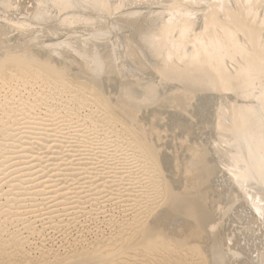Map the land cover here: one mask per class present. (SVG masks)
<instances>
[{
	"label": "bare ground",
	"instance_id": "6f19581e",
	"mask_svg": "<svg viewBox=\"0 0 264 264\" xmlns=\"http://www.w3.org/2000/svg\"><path fill=\"white\" fill-rule=\"evenodd\" d=\"M87 103L119 133L79 119ZM49 143L41 162L34 151ZM17 147L23 162L11 165ZM70 149L87 152L79 168L50 178ZM102 158V171L86 167ZM109 178L126 185L111 201L143 184L128 237L46 247L47 231L83 217L70 212L86 184L102 181L87 191L92 207ZM139 253L264 264V0H0V264H118Z\"/></svg>",
	"mask_w": 264,
	"mask_h": 264
},
{
	"label": "rangeland",
	"instance_id": "374dc122",
	"mask_svg": "<svg viewBox=\"0 0 264 264\" xmlns=\"http://www.w3.org/2000/svg\"><path fill=\"white\" fill-rule=\"evenodd\" d=\"M55 27H57V26H55ZM54 31H50V33H52V34H55V33H53ZM29 88V87H28ZM35 89H33L34 91H36V90H38V88L35 86L34 87ZM32 90V91H33ZM33 91V92H34ZM32 92V93H33ZM52 104V103H51ZM80 110V111H79ZM46 111V108L45 107H41V110L40 111H38V113H39V115H36V118L37 117H39V116H41V115H43L44 114V112ZM91 111H96V107L95 106H93V104H86V106L84 107V108H79L78 109V111H77V114H78V117H79V119H82V118H84V117H86V120H85V123L86 124H88V125H91V120H94V118H92L93 116L94 117H96L97 118V121L100 123L101 122V128L100 129H104V130H107V129H111V130H115L116 132H118L119 133V131L122 129L121 128V126L120 125H111V124H109L108 126L107 125H105V127H103V124H106V122H105V120H104V116L103 115H101V113L99 112V113H93V115H91V116H89V114L91 113ZM62 113H65L64 112V110L62 111ZM35 117V116H34ZM99 119V120H98ZM103 119V120H102ZM90 120V121H89ZM73 122H76V120H72ZM88 122H90V123H88ZM111 125V126H110ZM54 128H55V126H53V128H48V130H49V132L51 133L52 132V130H54ZM48 132V133H49ZM69 134H73L72 132H70ZM111 135H113V134H111ZM68 137H71L72 138V135H70V136H67V138H66V136H65V142L67 141V140H70L71 138H68ZM110 139H113V138H110ZM22 142H24V140H22ZM54 144H51V143H49L48 145H45V147L46 146H48V148L46 147H44V145H43V148L44 149H42V150H40L39 152L37 151V150H35L34 151V153L36 154V156H38V155H40V157H41V162L43 161H45L46 159V157H47V153H49L50 152V147H52ZM111 148V149H110ZM112 148H114V147H109V149H107L108 151V153H107V155L108 156H110L111 154H112ZM125 148V147H124ZM48 151H47V150ZM125 149H128V148H125ZM20 150H21V148H19V147H17L16 148V150H14L13 152V154H15V155H13L12 154V156H11V161L9 162L11 165H14V164H19V163H21V162H23V160H20L21 159V156H22V154L20 153ZM70 150H73V151H71L70 152V154L69 155H67L66 156V158H63V161L62 160H60V161H58V162H56L57 163V165L58 166H55V169H54V172L52 171L51 172V174H50V178H55V174L57 175L59 172V174H61V173H64L66 170H67V168H66V166L68 167H70L71 168V166L73 167L74 166V168H79V163H81L82 161H80L81 159H83L84 157H86L85 155H86V153H83L85 150H82V154H79V153H81V152H77L76 151V149H70ZM110 150V151H109ZM114 150V149H113ZM5 151H8L9 152V149L8 148H6L5 149ZM77 152V153H72V152ZM46 153V154H45ZM71 154H74V155H71ZM79 154V155H78ZM106 155V156H107ZM20 156V157H19ZM82 156H84V157H82ZM112 156V155H111ZM111 156H110V158H111ZM78 157V158H77ZM70 159H71V161H70ZM132 159V158H131ZM15 160V161H14ZM68 160H69V163H68ZM133 160V159H132ZM72 161L74 162V163H72ZM78 161V162H77ZM87 161H89V160H87ZM60 162V163H59ZM122 162H123V160H122ZM122 162H119L118 164H120V163H122ZM62 163V164H61ZM89 163V162H88ZM90 163H91V159H90ZM109 163H111V161L109 160V158H107V159H105V160H103V158H102V162L100 161L99 163H97V164H95L94 166H92L91 164H88L86 167H88V168H97V170L98 171H102V168L103 167H105L106 165L105 164H109ZM66 164V165H65ZM75 164V165H74ZM128 164H129V161H128ZM91 165V166H90ZM121 165V164H120ZM60 166V167H59ZM65 166V167H64ZM75 166H78V167H75ZM22 167V166H21ZM61 168V169H60ZM60 169V170H59ZM59 171V172H58ZM78 171V173H80V172H82V171H80V170H77ZM22 172V171H21ZM57 172V173H56ZM89 172H91V173H93L94 172V170L93 169H90L89 170ZM132 172H134V173H136L135 171H132ZM53 173V174H52ZM77 173V174H78ZM21 174H24V172H22ZM20 173H19V175H21ZM66 174V173H65ZM80 175H82V174H80ZM80 175H77V176H75V177H77V179H79V178H81V177H83V176H85V175H82V176H80ZM119 175H121V177L123 176V178H126V176H128L127 174H125V173H120ZM140 176V175H139ZM110 179V180H109ZM109 179H107V180H105V182L106 183H109V182H111V178H109ZM52 180V179H51ZM77 181V180H76ZM87 181H89V179L87 180ZM91 181V180H90ZM97 182V183H96ZM72 183V184H71ZM74 182L73 181H71L69 184H71V185H69L68 187L69 188H74V187H77V185L76 184H73ZM91 182H89V183H87L86 184V186H85V190H84V188H83V190L86 192H83L82 193V199H81V202L82 203H80L81 204V206H80V208H82V209H78V208H76V210H74V211H71L70 213H74V212H77L76 214H75V216H80V214L81 215H83V217L82 218H79V220L78 221H76L73 225H71L70 224V229H68V230H66V231H64V232H60V231H56V232H54V231H52V233H50V231H47L46 233L48 234L49 233V235H47L46 234V241H44V244L46 245V247H53L52 248V250L53 251H57L58 253H60V254H65V251H66V248H68L69 247V245L71 244V245H73L74 246V248L78 251H82V248H92L97 242H105L106 240H109V239H112V238H115V237H117V235L120 233V234H122V235H124L126 238L128 237V234H130L129 232H131L130 231V227L128 226V224L129 223H132V218L134 217V215L133 214H131L130 213V209H129V207H131V205L130 204H132V206H134V204L132 203V201H130V199L132 198V196L134 197V196H136L138 193V191L142 188V186H143V184H140V185H136V188L133 190V192H136V193H132V194H130V197H129V200H126L125 202H120V198L119 199H114L113 201H111V200H109V196H107V194H110L111 192H112V194H117V195H113V198H117V197H119V196H121V195H123L124 194V192H123V190H124V188H125V186L126 185H124L123 186V183H122V185H121V183H115V184H110L109 183V185L111 186L110 187V190H107V192H105V194L104 195H100L98 198H99V201H96V202H94V206H92L91 207V202H89V199H91L92 197H89V195H90V192H89V194H88V192L87 191H89V190H91L92 188H94L95 186H97V185H100L101 183H102V181H95V182H93L92 183V185L90 184ZM95 183V184H94ZM99 183V184H98ZM143 183V182H142ZM94 184V185H93ZM119 184V185H118ZM88 185V186H87ZM71 186V187H70ZM92 186V187H91ZM113 186V187H112ZM139 186H140V188H139ZM4 190H7V188H5ZM91 196V195H90ZM117 196V197H116ZM107 199H106V198ZM102 198V199H101ZM139 200V199H138ZM110 201V202H109ZM129 201H130V203H129ZM87 203H89V204H87ZM120 203V204H119ZM127 203V204H126ZM128 205H129V207H128ZM45 206L47 207V205H44L43 207L45 208ZM84 208H83V207ZM100 207H102L101 208V210H100ZM37 208H40V207H37ZM36 208V209H37ZM42 208V207H41ZM135 208V207H134ZM58 209V208H57ZM85 210V211H84ZM129 210V211H128ZM80 211V212H79ZM83 211V212H82ZM90 213H88V212ZM125 211V212H124ZM127 211V212H126ZM42 212V213H41ZM44 213V211H40V214H43ZM97 213V214H96ZM39 214V213H38ZM89 214V215H88ZM55 215V214H54ZM59 215H61V214H56V216H58V217H55L54 218V220H56L57 222L58 221H60V220H65V219H67V217L65 218V216H59ZM95 215V216H94ZM86 216V217H85ZM91 216V217H90ZM89 217V218H88ZM59 220H58V219ZM98 218V219H97ZM137 218H140V216H138ZM47 221H48V219H47ZM40 223H37L36 224V226H38ZM125 231V232H124ZM26 235V234H25ZM48 237V238H47ZM48 240V241H47ZM108 242V241H107ZM71 249L72 248H70V249H67V251H71ZM34 251V250H33ZM33 251L31 252L32 254V257H33V259H36L37 257H38V253L36 252V251H34V253H33ZM134 254H126V255H124L122 258H121V260L118 262V264L121 262V261H123V262H121V264H126V262L128 263V264H132V263H136V262H141L142 264H148V263H150V264H152V263H155V264H158L160 261H158L157 259H156V256L155 255H152L151 254V256L150 255H148V257L147 256H144V255H140V253H139V255L137 254V256H135L134 255V257L138 260H136L134 257H131V256H133ZM128 258H127V257ZM130 256V257H129ZM144 256V257H143ZM153 256V257H152ZM155 256V257H154ZM145 257H147V258H145ZM131 258V259H130ZM140 258V259H139ZM16 259L17 260H19L20 258L19 257H16ZM128 259H130V260H128ZM144 261H143V260ZM153 259V260H152ZM157 261H156V260ZM127 260V261H126ZM136 260V262H133V261H135ZM151 261V262H149V261ZM125 261V262H124ZM154 261V262H153ZM168 261V262H167ZM156 262H158V263H156ZM166 262L168 263V264H174L175 262H177V260H176V258L175 257H173V259H172V257H170V259H166ZM164 260L162 261V263L160 262V264H167ZM170 262V263H169Z\"/></svg>",
	"mask_w": 264,
	"mask_h": 264
}]
</instances>
